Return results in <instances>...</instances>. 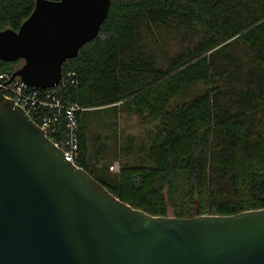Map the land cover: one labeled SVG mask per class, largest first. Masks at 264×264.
I'll list each match as a JSON object with an SVG mask.
<instances>
[{
  "label": "trees",
  "instance_id": "trees-1",
  "mask_svg": "<svg viewBox=\"0 0 264 264\" xmlns=\"http://www.w3.org/2000/svg\"><path fill=\"white\" fill-rule=\"evenodd\" d=\"M36 1L0 0V31L16 32ZM169 28L193 42L162 60L155 37ZM20 65L0 61V73ZM61 73L72 76L56 97L85 109L76 165L121 202L180 219L264 209V0H110ZM106 109L139 130L120 136L117 173L96 177L84 119Z\"/></svg>",
  "mask_w": 264,
  "mask_h": 264
},
{
  "label": "water",
  "instance_id": "water-1",
  "mask_svg": "<svg viewBox=\"0 0 264 264\" xmlns=\"http://www.w3.org/2000/svg\"><path fill=\"white\" fill-rule=\"evenodd\" d=\"M110 0H37L0 31L11 80L57 87L62 64L94 40ZM0 264H264V209L151 216L113 196L0 95Z\"/></svg>",
  "mask_w": 264,
  "mask_h": 264
},
{
  "label": "built area",
  "instance_id": "built-area-1",
  "mask_svg": "<svg viewBox=\"0 0 264 264\" xmlns=\"http://www.w3.org/2000/svg\"><path fill=\"white\" fill-rule=\"evenodd\" d=\"M9 73H0V95L12 101L42 131L51 143L61 150L64 159L76 165L79 151L78 121L85 111L77 103H64L56 97L55 89L65 85L66 79L72 75L67 73L57 87L53 89H37L27 86L15 78L11 80ZM111 170L118 171V164L111 165Z\"/></svg>",
  "mask_w": 264,
  "mask_h": 264
},
{
  "label": "rangeland",
  "instance_id": "rangeland-1",
  "mask_svg": "<svg viewBox=\"0 0 264 264\" xmlns=\"http://www.w3.org/2000/svg\"><path fill=\"white\" fill-rule=\"evenodd\" d=\"M169 29H162L156 33L155 37L156 52L162 60L182 53L185 49L190 48L193 42L188 30L179 29L178 33H174L173 29ZM174 31L176 32V30ZM84 120L89 139V151L94 155L92 160L95 169L94 175L100 177L103 173L105 174L103 170L105 165H107V175L117 173L110 167L114 163L118 164L120 136L137 133L139 130L138 119L126 114L115 116L111 109H106L89 112ZM114 124L116 128L113 127ZM97 153H100V156H96Z\"/></svg>",
  "mask_w": 264,
  "mask_h": 264
}]
</instances>
